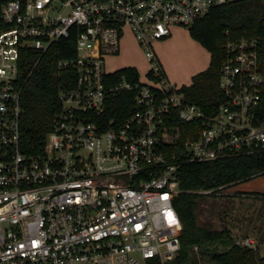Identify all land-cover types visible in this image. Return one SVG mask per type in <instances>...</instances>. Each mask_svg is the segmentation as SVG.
<instances>
[{
    "label": "built area",
    "instance_id": "obj_1",
    "mask_svg": "<svg viewBox=\"0 0 264 264\" xmlns=\"http://www.w3.org/2000/svg\"><path fill=\"white\" fill-rule=\"evenodd\" d=\"M238 0H11L0 14V264H174L183 222L174 206L182 162L231 158L264 147L260 39H228L222 102L208 114L172 82L154 44ZM130 32L146 55L144 76L115 81L107 60ZM228 35V33H227ZM76 37L58 71L75 78L44 149L22 148V62ZM129 68V67H128ZM131 68V67H130ZM134 68V67H133ZM33 69V70H34ZM32 70V72H33ZM134 94L122 122L103 118L117 92ZM193 128L178 152L172 122ZM222 188V187H221ZM199 194L217 196L219 190ZM252 240L243 241L251 246ZM242 244V243H238ZM195 246L194 251L199 252Z\"/></svg>",
    "mask_w": 264,
    "mask_h": 264
},
{
    "label": "trees",
    "instance_id": "obj_2",
    "mask_svg": "<svg viewBox=\"0 0 264 264\" xmlns=\"http://www.w3.org/2000/svg\"><path fill=\"white\" fill-rule=\"evenodd\" d=\"M11 0H0V14L4 4ZM228 33V35H227ZM191 36L211 53L209 67L196 74L191 85H183L190 103L196 104L206 113H212L222 102L220 88L221 65L226 57L225 45L228 39L250 37L260 39L259 56L264 75V0H238L213 8L204 18L190 29ZM76 37L63 39L55 44L39 61L38 54L30 51L22 62L20 79L23 86L21 105L22 148L27 153H37L44 149L48 134L54 128V116L60 111L58 95L68 87V79L75 78L71 70L59 72L60 59L76 55ZM34 69V70H33ZM33 70V72H32ZM127 77H139L136 68L126 67L117 72L115 81ZM262 113L264 114V84ZM135 109L134 94L120 91L106 104L103 118L109 124L112 120L122 122ZM178 129L176 143L165 147L169 154L178 152L182 144L191 136L190 124L177 118L172 122ZM231 158L208 162H182L179 169L181 192L174 206L183 222L181 251L174 264H186L191 259L194 247L198 246L202 255H209L213 264H264V256L249 246L238 244L232 233L203 226L199 210H202L205 196L202 190L229 187L264 175V147L259 146ZM250 194V193H249ZM264 199V194H250ZM218 244L222 251H210L209 246Z\"/></svg>",
    "mask_w": 264,
    "mask_h": 264
},
{
    "label": "rangeland",
    "instance_id": "obj_3",
    "mask_svg": "<svg viewBox=\"0 0 264 264\" xmlns=\"http://www.w3.org/2000/svg\"><path fill=\"white\" fill-rule=\"evenodd\" d=\"M154 46L168 77L179 86L190 84L193 74L207 68L211 59L209 50L197 43L189 28L174 27L170 37L156 42ZM126 67L136 68L142 76L149 69L146 55L130 32L123 39L121 54L107 60L110 71ZM249 193L264 194V176L245 181L244 184L222 187L217 196L205 195L203 211L199 210L200 222L215 230H229L236 242L242 245L243 241L252 240L249 247L264 256V199ZM209 250L222 251L224 247L214 244L209 246ZM186 264L213 262L209 255H202L199 250L191 253V259Z\"/></svg>",
    "mask_w": 264,
    "mask_h": 264
},
{
    "label": "crops",
    "instance_id": "obj_4",
    "mask_svg": "<svg viewBox=\"0 0 264 264\" xmlns=\"http://www.w3.org/2000/svg\"><path fill=\"white\" fill-rule=\"evenodd\" d=\"M198 43V42H197ZM158 57H159V55H158ZM160 59V58H159ZM160 61H161V59H160ZM210 62H211V59H210V61H209V64H208V66H207V68L209 67V65H210ZM162 63V62H161ZM207 68H204V70H206ZM165 70V69H164ZM204 70H202V71H204ZM202 71H197V72H195L194 74H193V77L196 75V74H198V73H200V72H202ZM166 72V71H165ZM167 74V73H166ZM168 76V75H167ZM169 78V77H168ZM170 79V78H169ZM172 82H174V83H176L175 81H173L172 79H170ZM191 83H192V81H191ZM191 83L190 84H187V85H191ZM177 84V83H176ZM186 85V84H185ZM182 86V85H181ZM262 176H264V175H262ZM259 177H261V176H259ZM256 178H258V177H256ZM253 179H255V178H253ZM252 179V180H253ZM240 184H244V182H242V183H238L237 185H240ZM242 189H244L243 187H242ZM236 190V189H235ZM238 192H240L239 190H237ZM246 191V190H245ZM244 191V193H247V192H245Z\"/></svg>",
    "mask_w": 264,
    "mask_h": 264
}]
</instances>
